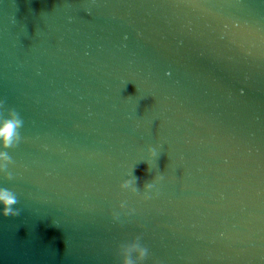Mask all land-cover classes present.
<instances>
[{"label":"water","instance_id":"1","mask_svg":"<svg viewBox=\"0 0 264 264\" xmlns=\"http://www.w3.org/2000/svg\"><path fill=\"white\" fill-rule=\"evenodd\" d=\"M0 102V264H264V0H0Z\"/></svg>","mask_w":264,"mask_h":264},{"label":"clouds","instance_id":"2","mask_svg":"<svg viewBox=\"0 0 264 264\" xmlns=\"http://www.w3.org/2000/svg\"><path fill=\"white\" fill-rule=\"evenodd\" d=\"M3 107V102H0ZM23 126V120L19 113L14 109L8 110L6 117H0V146L4 149L14 148L20 141L19 129ZM0 159L11 161V157L6 152H0ZM9 174L8 179H11ZM138 179V178H137ZM18 203L14 192L6 188H0V213L4 217H15L19 215V210H14L13 206ZM148 250L142 248L140 250L141 258L147 255ZM125 264H132L130 260H126Z\"/></svg>","mask_w":264,"mask_h":264}]
</instances>
